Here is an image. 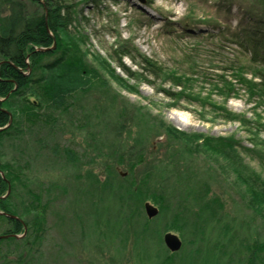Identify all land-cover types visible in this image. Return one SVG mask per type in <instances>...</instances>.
Instances as JSON below:
<instances>
[{
  "label": "rangeland",
  "instance_id": "obj_1",
  "mask_svg": "<svg viewBox=\"0 0 264 264\" xmlns=\"http://www.w3.org/2000/svg\"><path fill=\"white\" fill-rule=\"evenodd\" d=\"M74 1L80 18L69 29L82 35L90 62L98 67L93 57L99 56L108 62L117 78L126 80L119 82L128 87L109 79L125 101L145 112L147 121L139 127L133 119L130 125L126 122L121 127L116 118L117 104L96 106L91 101L87 102L91 112L87 120L78 114L70 121L68 113H61L59 121L50 124L54 131L50 126H41L27 129L18 140L4 141L5 159L16 160L17 168L28 177L15 193L16 204L27 203L32 192L40 191L47 217L37 243H30L31 237L22 241L18 237V242L0 239V264H149L142 248H147L153 264L165 263L169 262L164 259L168 252L162 242L166 232L176 234L182 241L177 257L170 260L172 264H264V248L259 247L264 245V206L261 212L248 207L241 196L245 194L244 185L237 183L233 173H222L214 162L204 160L203 155H193L182 165L191 168L189 175L175 184L180 162L177 144L164 135L157 136V129L151 125L156 118L189 135H233L247 147L255 139L253 132L264 139V127L243 126L218 117L208 103L185 97L171 99L145 81L142 63L135 64L143 57L152 59L168 71L189 76L195 92L210 93L212 100L221 103L223 100L213 88L216 77L223 74L231 78L232 71L225 62L233 54L241 55L239 41L249 28L264 30V0ZM0 13L4 15L6 10L2 8ZM121 52H130L135 61L120 57ZM119 64L131 72H141V77H128ZM156 84L178 90L162 79ZM221 105L251 120L258 114L264 124V102L255 104L238 94ZM39 141L44 142L40 150ZM127 146L133 147L131 158L138 151L144 153L143 161L132 170L128 168V157L115 156V150L122 153ZM58 151H62L61 156L56 155ZM240 157L244 169L254 170L264 184V160L244 153ZM73 158L77 160H69ZM150 170L163 175L161 180L155 176L149 183L164 193L167 205L154 218H147L143 204H159L135 196L141 177ZM27 190L31 193L27 194ZM50 190L52 198L47 193ZM120 190L128 191L124 200L130 199L127 205L131 213L117 200ZM177 193L185 205L197 210L198 223L184 221L189 211H179L174 197ZM198 195L202 199H197ZM213 197L221 205L217 219L197 209ZM174 222H178V228ZM143 225L146 232H139ZM8 226L0 218V234ZM254 244L259 248H245Z\"/></svg>",
  "mask_w": 264,
  "mask_h": 264
},
{
  "label": "trees",
  "instance_id": "obj_2",
  "mask_svg": "<svg viewBox=\"0 0 264 264\" xmlns=\"http://www.w3.org/2000/svg\"><path fill=\"white\" fill-rule=\"evenodd\" d=\"M2 8L6 10V13L4 15L0 13V211L17 218L0 214V218L7 221L9 225L2 233L7 237L1 238V240L18 242L15 235L24 233L20 237L21 241L31 237L30 243H37L44 233L47 208L40 196V191L31 193L27 190V194L31 193L32 195L30 200L25 204H16L14 197L19 186L23 185L28 177L17 168L16 160L5 159L2 151L4 141L18 140L29 129L41 126L52 128L50 124L58 122V114L61 113H68L70 121L78 118V114L83 115L87 120L91 113L87 102L91 101L95 102L96 106L115 107L114 105L117 104L115 107L116 118L121 127L126 122L127 125H130L133 119L136 120L137 126H144L143 123L147 120L145 112L137 106L130 105L127 100L122 98L121 94L112 88L110 78H114L118 82L124 81L123 78H117L108 62L99 56L93 57L99 63L98 67L90 62L83 48L82 35L69 29L80 18L76 1L0 0V12ZM239 43L242 48L241 55L233 54L231 60L225 62L227 68L232 71L231 78L227 79L226 75L218 74L213 86L217 93L215 95L223 100L221 103L212 100L210 93L202 94L201 90L195 92L193 79L189 76L187 78L184 74L168 71L152 59L143 57L142 60L136 62L135 56L130 52H121L120 57L128 56L139 66L142 63L144 65L142 68L144 67L143 69L146 71L145 81L171 99L185 97L202 104L208 103L213 109L212 113L218 117L238 121L243 126L257 124L258 127H264V124L260 123L262 118L258 114L255 119L251 120L245 114L230 112L225 105H221L224 104L225 99L238 94L245 95L249 102L255 104L264 102V30L249 28ZM51 57L53 58L45 61ZM119 66L130 78H138L142 75L141 72H131L123 65L119 64ZM160 79L170 82L178 90L174 92L170 89L159 88L156 82ZM120 82L119 85L128 87ZM74 116L75 118H73ZM146 124L148 125V123ZM5 125L7 126L5 127ZM151 126L157 129V131L155 130L158 132L155 133L157 136L164 135L165 138L177 144L179 151L177 155L180 162L176 168L178 171L175 184H180L184 177L189 175L188 172L191 168L188 165H182L187 164V160L192 159L193 155H203L204 160L208 159L214 162L222 173H233L237 183L240 181V186L244 185L245 194L241 196L248 207L257 212L263 210L264 184L259 181L254 170L249 167L247 170L244 169L240 162L241 153L257 157L263 162L264 139L259 138L256 132L252 133L255 137L252 140V146L247 147L242 146L233 135H189L156 118L153 119ZM138 129L142 132V129ZM52 130L54 131V128ZM94 140L95 138L91 142L93 143ZM43 143L37 142L39 150L43 147ZM130 148L133 147L127 146L122 153L119 152L120 150H115V156L117 159L123 156L128 157V168L132 170L134 166L143 161L144 153L138 151L136 157L131 158L129 155L134 152ZM59 151L56 152L57 156L62 155V151ZM66 153L70 152L67 150ZM73 155L76 156L74 153ZM69 160L75 162L77 159ZM110 170L115 171L114 169ZM243 172H247L246 175ZM155 176H159L160 180L163 178V175L153 170L145 172L136 187L138 190L135 191V196L138 199L144 201L150 199L159 204V213H161L167 205H165L164 193L149 183V180ZM107 182H104V187L108 186ZM184 184H188V182L185 181ZM55 185L54 183L53 186ZM52 191L47 192L50 198L53 196ZM127 192L120 190L116 196L117 200H120L119 202L123 203V206H126L131 213L132 208L127 205L130 199L124 200ZM174 197L178 203L179 211H189V214L184 217L186 218L184 221L189 220L190 224L198 223L199 213L197 210L185 205L179 193ZM197 199H202V197L198 195ZM217 202H219L217 197L204 200L197 209L209 213L211 218L217 219V211L221 209V205H218ZM139 209L142 211V204ZM177 216L181 218V216ZM189 216L193 220H190ZM174 223V227L178 228V222ZM139 232H146L145 225L141 226ZM258 246L254 244L244 247L251 250H256L259 247L264 248L263 244ZM140 251L146 255L145 260L149 261V264H153L147 248H142ZM251 254L252 259L253 252ZM156 264L172 263L161 261ZM249 264H253V261H249Z\"/></svg>",
  "mask_w": 264,
  "mask_h": 264
},
{
  "label": "water",
  "instance_id": "obj_3",
  "mask_svg": "<svg viewBox=\"0 0 264 264\" xmlns=\"http://www.w3.org/2000/svg\"><path fill=\"white\" fill-rule=\"evenodd\" d=\"M143 1V0H141ZM156 139H159L156 138ZM125 173H123L124 175ZM143 208H144V211H145V214L148 218H152L154 216L157 215L158 213V209L157 207L153 206L151 203L149 202H144L143 204ZM0 214H4V215H7V216H10L11 218H17L16 216L14 215H9L5 212H1L0 211ZM3 237H7V235H0V238H3ZM15 237H20L19 235H15ZM163 241L165 243V246L171 251V252H174V251H177L180 249L181 247V240L179 239V237L174 234V233H171V232H166L163 236Z\"/></svg>",
  "mask_w": 264,
  "mask_h": 264
},
{
  "label": "flooded vegetation",
  "instance_id": "obj_4",
  "mask_svg": "<svg viewBox=\"0 0 264 264\" xmlns=\"http://www.w3.org/2000/svg\"><path fill=\"white\" fill-rule=\"evenodd\" d=\"M162 242H163V239H162ZM163 244H164V242H163ZM164 246H165V244H164ZM165 249L168 250L166 247H165ZM167 252H168V254L165 255V260H167V261L169 260L170 261V260H174L175 257H177L176 254L178 253V251L173 253V255H171L172 253L169 250ZM205 258H207V256H205Z\"/></svg>",
  "mask_w": 264,
  "mask_h": 264
},
{
  "label": "bare ground",
  "instance_id": "obj_5",
  "mask_svg": "<svg viewBox=\"0 0 264 264\" xmlns=\"http://www.w3.org/2000/svg\"><path fill=\"white\" fill-rule=\"evenodd\" d=\"M7 125H5V127H6Z\"/></svg>",
  "mask_w": 264,
  "mask_h": 264
}]
</instances>
